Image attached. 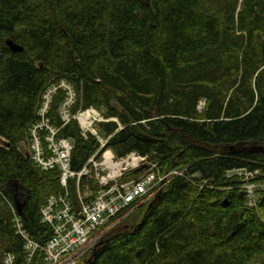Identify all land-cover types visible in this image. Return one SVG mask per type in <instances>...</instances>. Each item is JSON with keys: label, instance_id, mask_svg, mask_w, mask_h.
<instances>
[{"label": "trees", "instance_id": "trees-1", "mask_svg": "<svg viewBox=\"0 0 264 264\" xmlns=\"http://www.w3.org/2000/svg\"><path fill=\"white\" fill-rule=\"evenodd\" d=\"M62 80L78 93L73 114L105 108L122 125L99 124L117 157H150L163 173L188 168L82 264H264V195L259 212L249 208L228 175L259 171L264 182V0H0V264L28 258L14 188L30 237L41 247L52 237L41 209L63 192L59 172L18 147ZM65 99L59 91L48 115L58 128ZM60 136L74 143L76 171L100 147L77 121ZM30 264H44L41 250Z\"/></svg>", "mask_w": 264, "mask_h": 264}, {"label": "built area", "instance_id": "built-area-1", "mask_svg": "<svg viewBox=\"0 0 264 264\" xmlns=\"http://www.w3.org/2000/svg\"><path fill=\"white\" fill-rule=\"evenodd\" d=\"M66 94L60 108L63 126L53 125L48 117L55 96ZM77 102L75 89L63 81L49 87L42 97L39 120L28 130L27 150L31 159L43 172L57 170L63 192L48 198L41 209L42 224L52 229V237L45 247L35 242L23 226L22 217L13 208V224L25 242L27 262L41 250L44 264H82V260L95 248L103 236L115 229L138 209L152 204L177 178L186 177L188 168L163 173L158 161L132 153L117 157L107 148L113 136L106 139L99 133V124L105 122L94 108L73 114ZM72 121H77L81 135H91L100 143L97 152L86 165L76 171L72 165L74 143L60 136V131ZM25 144V143H24ZM259 171L248 172L249 176ZM75 183V200L71 198L70 185ZM97 186V192L92 189ZM256 184L248 185L247 203L256 207ZM4 264H16L15 256L7 254Z\"/></svg>", "mask_w": 264, "mask_h": 264}, {"label": "rangeland", "instance_id": "rangeland-1", "mask_svg": "<svg viewBox=\"0 0 264 264\" xmlns=\"http://www.w3.org/2000/svg\"><path fill=\"white\" fill-rule=\"evenodd\" d=\"M240 2L242 3V0H240ZM63 81H65V82H67V83H69L67 80H62L61 82H63ZM60 82V83H61ZM60 83H57V84H55V85H58V84H60ZM70 85H72L71 83H69ZM51 86H53V85H51ZM50 86V87H51ZM73 86V85H72ZM73 88H74V86H73ZM75 89V88H74ZM75 91H76V89H75ZM76 94H77V91H76ZM77 98H78V96H77ZM205 106H206V102L205 101H202L201 103H200V106H199V111L200 112H202L203 110H204V108H205ZM61 108V107H60ZM94 109H96L100 114H101V117L103 118V120H106L105 122H102V123H107V122H116L119 126H120V128H122V125L119 123V121L117 120V119H108V118H106V109L105 108H94ZM79 112H80V110H79ZM100 135L102 136V138H106L105 136H103L101 133H100ZM4 144H5V140H3V139H1L0 138V146H4ZM20 147H18L19 149H20V151L21 152H25L24 154H25V156H28V150H27V145H26V143L25 144H21V145H19ZM257 148L259 147V146H256ZM229 175V177H238L239 179H240V182H241V189H243L244 191H245V194H246V196L248 195V185L251 183V182H254L255 184H256V193L254 194L255 195V198H256V207H253V208H251L250 206H249V204L247 203V201H246V205L249 207V208H251V209H254V210H256V211H258L259 212V209H260V203H261V200H262V198H263V195H264V182H262V181H258L257 180V178L261 175V172H259L257 175H253V178L251 177V176H249V174H248V171L247 170H237V171H234V172H231V173H229L228 174ZM205 185V184H204ZM92 189L94 190V192H97V186L95 185V184H92ZM14 191H15V193H16V195H17V197L19 198V199H22V197H23V192H21L19 189H17V188H14ZM138 215V214H137ZM120 225V224H119ZM118 225V226H119ZM118 226H116L115 228H117ZM91 253V252H90ZM258 264H262V263H258Z\"/></svg>", "mask_w": 264, "mask_h": 264}, {"label": "water", "instance_id": "water-1", "mask_svg": "<svg viewBox=\"0 0 264 264\" xmlns=\"http://www.w3.org/2000/svg\"><path fill=\"white\" fill-rule=\"evenodd\" d=\"M8 46L10 47V49L13 51V52H23L24 51V48L12 43V42H9L8 43ZM18 189V187H16ZM15 202H16V207H17V211L18 213L22 216L23 215V208H24V205H25V202H21L20 199L17 197L16 193H15Z\"/></svg>", "mask_w": 264, "mask_h": 264}, {"label": "bare ground", "instance_id": "bare-ground-1", "mask_svg": "<svg viewBox=\"0 0 264 264\" xmlns=\"http://www.w3.org/2000/svg\"><path fill=\"white\" fill-rule=\"evenodd\" d=\"M77 96H78V93H77ZM77 100H78V98H77ZM54 102V101H53ZM77 103V102H76ZM76 106V105H75ZM72 123V122H71ZM56 126V125H55ZM102 132V131H101ZM99 133H100V131H99ZM106 139V138H105ZM24 144V143H23ZM23 153V152H22ZM25 153V152H24ZM228 176V175H227ZM191 178V177H190ZM74 184V183H73ZM1 193V192H0ZM247 194V193H246ZM51 197V196H50ZM8 201V200H7ZM247 201V200H246ZM6 203V202H5ZM9 203V202H8ZM251 208H253V207H251ZM41 252H43V251H41ZM89 255V254H88ZM95 257V256H94ZM90 259V258H89ZM93 260V259H92ZM83 261V260H82ZM88 261V260H87Z\"/></svg>", "mask_w": 264, "mask_h": 264}]
</instances>
